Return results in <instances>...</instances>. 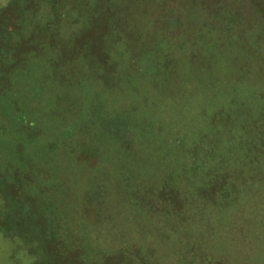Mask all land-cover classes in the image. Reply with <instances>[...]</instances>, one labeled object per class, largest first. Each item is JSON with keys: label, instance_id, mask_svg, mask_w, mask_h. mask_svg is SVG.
<instances>
[{"label": "rangeland", "instance_id": "obj_1", "mask_svg": "<svg viewBox=\"0 0 264 264\" xmlns=\"http://www.w3.org/2000/svg\"><path fill=\"white\" fill-rule=\"evenodd\" d=\"M217 1L0 0V264H264V0Z\"/></svg>", "mask_w": 264, "mask_h": 264}, {"label": "trees", "instance_id": "obj_2", "mask_svg": "<svg viewBox=\"0 0 264 264\" xmlns=\"http://www.w3.org/2000/svg\"><path fill=\"white\" fill-rule=\"evenodd\" d=\"M218 1H220V2H218ZM218 1L217 2L219 3L218 4L219 7L216 8L217 9L216 17H219L220 15H224L226 17L229 15H233V16L237 17V15H238V17H239L240 13H242V12H240V10H242L244 6L242 5L239 8V6L237 4L238 0H218ZM225 1H227L228 3H226ZM222 3H224V5H221ZM245 11H247V13H243V14L248 15L251 13L254 16L259 17L258 19L254 18V21L256 24L255 28L250 26V22L247 24L250 27L245 31V33H246V38H245V42H244L245 46L249 47L252 44H254L253 42H256L259 40H262V44H264V38H263L264 35L262 34V30L264 29V20L261 19L262 16H259V14H264V13L249 10L248 8H246ZM243 18H244V16H243ZM245 23H247V21L246 20L244 21L243 19L240 22L238 21L239 26L246 25ZM220 26H219L220 34L218 35V34H215L217 28L211 27L209 25V23H203L202 24V27H204L203 29L209 31V33H207L208 37L212 36L213 34L216 35L217 37H219V40L223 46L231 49V47H234V46L232 43H230V40H231L230 36L235 34V32H234L235 30L231 24L224 25L223 23H221ZM252 31H253V33H252ZM199 37H201L202 41H204V42L205 41L207 42L209 40V38L205 37L204 35H198V38ZM259 46H262V45H259ZM59 262H60V260H57V263H59Z\"/></svg>", "mask_w": 264, "mask_h": 264}]
</instances>
